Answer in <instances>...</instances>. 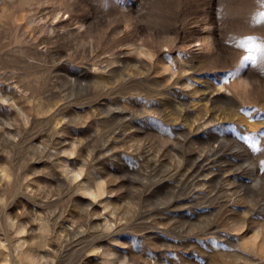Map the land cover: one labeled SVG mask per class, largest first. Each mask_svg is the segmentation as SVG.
Masks as SVG:
<instances>
[{
  "label": "rangeland",
  "instance_id": "rangeland-1",
  "mask_svg": "<svg viewBox=\"0 0 264 264\" xmlns=\"http://www.w3.org/2000/svg\"><path fill=\"white\" fill-rule=\"evenodd\" d=\"M0 264H264V0H0Z\"/></svg>",
  "mask_w": 264,
  "mask_h": 264
}]
</instances>
